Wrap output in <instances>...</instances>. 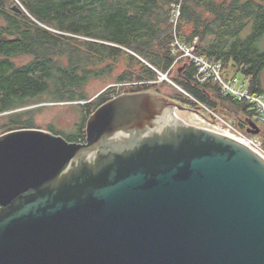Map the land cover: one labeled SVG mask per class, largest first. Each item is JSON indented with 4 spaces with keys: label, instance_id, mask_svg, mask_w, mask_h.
Instances as JSON below:
<instances>
[{
    "label": "water",
    "instance_id": "1",
    "mask_svg": "<svg viewBox=\"0 0 264 264\" xmlns=\"http://www.w3.org/2000/svg\"><path fill=\"white\" fill-rule=\"evenodd\" d=\"M185 107L123 93L84 143L0 135V264H264V157Z\"/></svg>",
    "mask_w": 264,
    "mask_h": 264
},
{
    "label": "trees",
    "instance_id": "2",
    "mask_svg": "<svg viewBox=\"0 0 264 264\" xmlns=\"http://www.w3.org/2000/svg\"><path fill=\"white\" fill-rule=\"evenodd\" d=\"M173 4L182 8L181 40L198 38V55L221 62L223 71L237 68L253 92L264 93V0H0V135L39 128L84 143L86 123L102 104L164 84L160 74L170 76L177 58L169 22ZM20 57L28 61L19 64ZM179 67L182 79L172 80L183 93L168 99L216 113L225 107L246 132L254 113L250 104L212 81H197L191 62ZM110 77L114 85L92 99L88 86ZM40 103L74 105L80 122L71 134L53 125L41 128Z\"/></svg>",
    "mask_w": 264,
    "mask_h": 264
},
{
    "label": "built area",
    "instance_id": "3",
    "mask_svg": "<svg viewBox=\"0 0 264 264\" xmlns=\"http://www.w3.org/2000/svg\"><path fill=\"white\" fill-rule=\"evenodd\" d=\"M181 17V5L173 4L171 6L169 22L172 26L174 37L172 42L173 53L177 55V58L170 70L175 69V67L179 66L183 61L191 62L197 68L195 75V79L197 81L200 83L212 81L221 87L223 93L232 95L233 97L237 98L239 102L250 104L254 110L252 120L256 124L262 123L264 125V93L253 92L250 89L248 79L243 83L239 82L236 77L232 80H225L221 75L223 72V65L221 62L210 60L197 54L196 50L198 38H195L192 43H186L181 40L178 34V27ZM210 112L213 114L215 119H218L220 126H223L220 129H222L224 135L233 134L238 136L242 141L248 143V147L264 157V146L259 139H255L242 130H239L232 121L224 120V118L217 115L216 112L211 110ZM217 125L218 124L213 125V128L218 129Z\"/></svg>",
    "mask_w": 264,
    "mask_h": 264
},
{
    "label": "rangeland",
    "instance_id": "4",
    "mask_svg": "<svg viewBox=\"0 0 264 264\" xmlns=\"http://www.w3.org/2000/svg\"><path fill=\"white\" fill-rule=\"evenodd\" d=\"M179 28H180V23H179L178 29ZM178 33H179V30H178ZM260 48L264 49V39L260 43ZM27 61H28V59L26 57H20L17 60V62L19 64L27 62ZM123 70H124V66L122 65L116 71V75L120 74ZM171 71L172 72L170 73V76H167V79L162 78V75H166V74H162V75L160 74L161 75L160 81H165V83L164 84L162 83V84H160L159 87L155 88V89L159 90V93L161 96H164L167 98H172V97L177 96L178 91L182 92V90H181L182 88L175 85V83L172 80L173 77L182 79L180 67L177 66V67H175V69H172ZM114 75H115V73H114ZM221 75L225 80H232L235 77L241 83H243L245 80H247V77L241 71H238L237 68L232 67V66L230 67L229 70L223 71L221 73ZM260 79H261L262 88L264 90V69L261 72ZM113 82H114L113 77H110L109 79H105V80H98V81L92 82L88 86V91H89L90 95L92 96V99L96 98L99 94L104 92L108 87L114 85ZM155 89H153V90H155ZM175 89H177V90H175ZM120 92H122V91H120ZM120 94H123V93H120ZM176 102L188 106L192 110L194 115L203 121V125L206 128L223 134L222 129H220L223 126H220V122L218 121L217 118L215 119L213 114L210 112V109L206 108L205 106H203L201 104H199L198 107L191 105V104H188L185 101H183L181 98L179 101L176 100ZM38 106H44L42 108V111L39 113V115L36 118V123L41 128H45L48 125H53L56 127V129L58 131L64 132L66 134H71L75 130L76 125L80 122V119H81L80 111L74 105L40 103V104H38ZM196 110H198V112ZM219 111H220V113L217 112L216 113L217 115L223 117L224 120L232 121L238 127L239 130L243 131V129H241L237 124L238 120H237L235 113L226 111L225 107H222V109H220ZM215 124H218L217 125L218 129L213 128V125H215ZM247 125H248V123H247ZM258 126L261 129V133L259 135L248 134L246 129H245L246 132L245 131H243V132L254 137L255 139H259L263 143V146H264V139L262 138L264 135L263 134L264 125L262 123H259ZM37 129H39V128H37Z\"/></svg>",
    "mask_w": 264,
    "mask_h": 264
},
{
    "label": "bare ground",
    "instance_id": "5",
    "mask_svg": "<svg viewBox=\"0 0 264 264\" xmlns=\"http://www.w3.org/2000/svg\"><path fill=\"white\" fill-rule=\"evenodd\" d=\"M226 136H229V137H231V138H234V139L240 141L241 143H243V144H245V145L248 144V143H246L245 141H242L238 136H235V135H233V134H226Z\"/></svg>",
    "mask_w": 264,
    "mask_h": 264
},
{
    "label": "flooded vegetation",
    "instance_id": "6",
    "mask_svg": "<svg viewBox=\"0 0 264 264\" xmlns=\"http://www.w3.org/2000/svg\"><path fill=\"white\" fill-rule=\"evenodd\" d=\"M180 73V72H179ZM196 107H198V106H196ZM186 108V107H185ZM186 110H189V108H186ZM197 112H198V110H196ZM246 130L248 129V125H246Z\"/></svg>",
    "mask_w": 264,
    "mask_h": 264
},
{
    "label": "clouds",
    "instance_id": "7",
    "mask_svg": "<svg viewBox=\"0 0 264 264\" xmlns=\"http://www.w3.org/2000/svg\"><path fill=\"white\" fill-rule=\"evenodd\" d=\"M168 76V75H167Z\"/></svg>",
    "mask_w": 264,
    "mask_h": 264
}]
</instances>
